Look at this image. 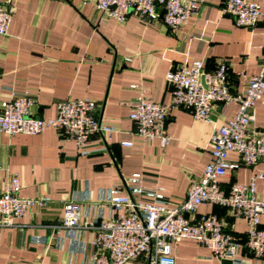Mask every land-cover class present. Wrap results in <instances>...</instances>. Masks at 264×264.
<instances>
[{
  "label": "crops",
  "instance_id": "obj_1",
  "mask_svg": "<svg viewBox=\"0 0 264 264\" xmlns=\"http://www.w3.org/2000/svg\"><path fill=\"white\" fill-rule=\"evenodd\" d=\"M248 1L256 2L262 13L253 28L238 27L222 15L226 0H204L196 16L170 30L161 20L146 25L134 14L117 22L97 11L94 0H0L14 8L9 36H0V102L10 93H28L34 102L32 117L54 118L58 102L87 99L95 103V115L115 128L106 143L94 137L88 146L92 152L84 157L54 128L38 135L0 133V193L16 176L20 198L50 200L44 208H29L12 226L0 228V264H83L95 251L92 241L100 221L112 213L108 191L134 174L141 175L144 188L162 189L170 206L184 200L189 185L211 161L213 132L235 115L237 106L215 104L210 122L195 119L187 109H169L165 134L170 141L162 147L158 139L144 144L134 134L131 105L143 92L151 101L169 106L167 74L195 61L206 70L226 64L232 91L241 92L240 76L257 75L264 55V0ZM251 119V128L264 129V95L255 103ZM127 142L131 145H123ZM102 147L106 150L100 151ZM228 160L239 163L235 153ZM257 171H264V160L229 172L222 187L248 184ZM255 196L264 201L261 180ZM67 203L78 205L92 227L61 228ZM204 214H215L228 232L244 236L245 222L219 206L203 204L189 218L194 222ZM260 227L264 229V215ZM32 237L48 242L32 243ZM173 256L175 264H264L244 248L235 261L218 259L190 239L177 243Z\"/></svg>",
  "mask_w": 264,
  "mask_h": 264
},
{
  "label": "built area",
  "instance_id": "obj_2",
  "mask_svg": "<svg viewBox=\"0 0 264 264\" xmlns=\"http://www.w3.org/2000/svg\"><path fill=\"white\" fill-rule=\"evenodd\" d=\"M204 0H94V7L108 18L124 22L130 14L150 25L161 20L170 30H178L189 18L199 13ZM14 8L0 4V36L8 37ZM224 16L231 17L236 26L253 28L262 13L256 2L226 0L221 8ZM264 49V46H263ZM243 90L231 89L227 66L220 63L206 70L199 61L173 68L166 76L171 90L169 106L156 103L143 92L131 105L129 119L134 134L144 144L158 139L166 146L170 137L165 134L169 109L190 110L195 119L210 122L215 104H235L237 111L227 123L217 128L210 138L211 161L205 166L198 181L189 185L184 200L170 206L162 189H146L140 174L132 175L126 183L108 191L107 204L112 213L100 221L92 245L95 251L83 264H127L144 260L146 264H175L174 246L183 239L195 241L208 248L218 259L236 260L241 249L254 258L264 259V229L260 217L264 215V201L256 199V183L264 182V171L253 172L248 184H232L225 190L221 180L239 166L254 167L264 160V129L251 128V112L264 95V55L260 71L253 77L240 76ZM137 89V86H132ZM33 99L28 93L15 94L0 102V133L5 135H38L54 128L60 139L74 143L81 157L91 154V140L98 136L106 143L115 132L114 126L104 123L95 115V103L87 99H65L57 103L54 118L30 115ZM130 146L131 143H123ZM106 150L102 147L100 151ZM237 154L239 163L228 157ZM20 182L9 178L0 193V228L9 227L36 206L44 208L49 198H20ZM133 197L137 199L134 200ZM203 204L227 209L233 218L246 224L244 236L225 229L224 221L215 214L200 215L194 222L189 216ZM61 228L82 230L92 223L79 213L78 205L64 206ZM32 243L48 242L32 237Z\"/></svg>",
  "mask_w": 264,
  "mask_h": 264
}]
</instances>
